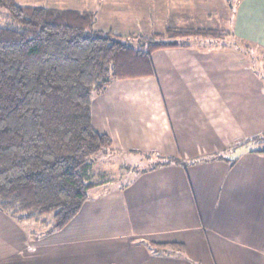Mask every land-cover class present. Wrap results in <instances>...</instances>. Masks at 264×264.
Instances as JSON below:
<instances>
[{"label": "crops", "instance_id": "1", "mask_svg": "<svg viewBox=\"0 0 264 264\" xmlns=\"http://www.w3.org/2000/svg\"><path fill=\"white\" fill-rule=\"evenodd\" d=\"M44 3L22 6L118 11L132 28L97 20L96 29H130L127 36L151 26V11L173 26L208 30L223 23L227 7L232 37L264 52V0ZM140 10L148 13L132 14ZM189 48L155 50L143 72L114 81L92 101V126L119 157L198 163L94 188L76 217L52 234L41 222L17 223L0 209V264H264V155L234 149L264 135V84L240 53ZM225 153H239L233 167L217 160Z\"/></svg>", "mask_w": 264, "mask_h": 264}, {"label": "trees", "instance_id": "2", "mask_svg": "<svg viewBox=\"0 0 264 264\" xmlns=\"http://www.w3.org/2000/svg\"><path fill=\"white\" fill-rule=\"evenodd\" d=\"M1 15L7 21L0 26V209L17 223L41 222L45 234H52L80 212L99 184L92 182L97 156L112 150L110 139L92 126L93 99L114 81L143 72L153 51L190 48L149 41L135 49L112 33L96 31L90 13L22 6L16 0H0ZM231 34L191 30L176 37L222 43L220 51L246 56L254 50L235 44ZM234 149L264 155V135ZM238 155L216 158L233 167ZM139 156L146 164L136 167L135 175L198 163Z\"/></svg>", "mask_w": 264, "mask_h": 264}, {"label": "rangeland", "instance_id": "3", "mask_svg": "<svg viewBox=\"0 0 264 264\" xmlns=\"http://www.w3.org/2000/svg\"><path fill=\"white\" fill-rule=\"evenodd\" d=\"M44 1H48V0H17V4L20 5H27V4H45ZM51 1V3L54 2V0H49ZM232 4H230L231 6ZM57 6V5H56ZM58 7V6H57ZM148 7V5H147ZM224 11H222V22L221 24H218L219 26H215L212 28H207L204 27L208 30H216L219 32H226V31H230L228 29V26L226 25V18L228 15V11H227V7H224ZM58 10V9H55ZM96 11V10H94ZM140 12L142 13H138V12H133L132 14H135L136 16H140L141 15H146L148 12L142 11L140 10ZM80 13H90L91 15H93V17L95 18V26L94 29L96 31H100V32H109L112 33L114 36L120 38V40L122 42H125L126 44H128L129 46H131L132 48H140L141 44L140 43H148L153 42V43H157V42H177L180 43V45H189L192 47H195L196 51H209V50H221V45H207V44H199L195 41H193L191 38H178L176 37L177 32H183V31H191V30H186V28H183L182 26H173L170 24V22L166 21L165 18H160V16H163V12H156L155 15L154 13L151 11L150 13V24L151 26L147 28H145L146 31H143L144 28H142V34L141 35H136V36H127L128 32L127 31H131L130 29H128L126 32H123L124 34L121 33H117L110 30H99L96 29V24H97V20L99 22H103L105 24L109 25H113L114 23H118V21H121V23L117 26H120L119 29L123 30V29H127V28H132L129 27L127 25H123L125 19L122 17H119V12L118 11H103L102 14L99 13V11H96V14L92 13V12H80ZM218 14L220 13L219 11L217 12ZM96 15V16H95ZM110 16H115V19H110L108 17ZM121 16V14H120ZM97 17V19H96ZM156 17H158L156 19ZM139 20V19H137ZM7 21V19L5 18V15H1L0 16V26H5L3 24H5ZM153 22H156L157 25L156 26H152ZM167 23V25H166ZM204 23H211L210 21L208 22H204ZM199 30L201 28H198ZM205 30V29H204ZM125 31V30H123ZM171 31L170 34H167V32ZM156 33V34H154ZM179 36V35H177ZM230 37L227 38V40H229ZM192 40V41H191ZM237 45L239 46H246V45H252L253 46V51L251 53H248L247 56L241 54L244 59H246V61L248 62V65H252L253 69L256 70V73L259 74L257 75L258 77L263 78L264 79V52H261L257 49V52L255 51L256 47L254 44L250 43H243L241 42V40H236ZM262 79V80H263ZM264 84V81H262ZM141 160V161H140ZM145 162L143 160V157L137 156V157H119L118 155L112 153V152H104L101 153L100 155L97 156L96 158V163L93 165V177H92V182L94 183H99L96 188H95V192H101V191H105L107 189H111L116 187L117 185H121L124 183H127L129 180L132 179V177L135 175V170L136 167L137 168H143L145 166ZM128 167V168H127ZM133 169V170H132ZM102 182V183H101ZM101 183V184H100ZM26 227L29 229V225H26ZM44 229V228H43Z\"/></svg>", "mask_w": 264, "mask_h": 264}]
</instances>
